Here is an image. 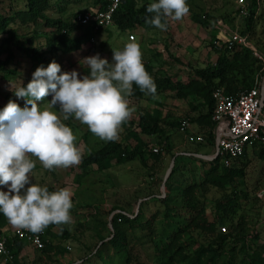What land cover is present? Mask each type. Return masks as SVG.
Returning <instances> with one entry per match:
<instances>
[{
    "label": "rangeland",
    "instance_id": "1",
    "mask_svg": "<svg viewBox=\"0 0 264 264\" xmlns=\"http://www.w3.org/2000/svg\"><path fill=\"white\" fill-rule=\"evenodd\" d=\"M145 1L153 0H139V6ZM262 2L264 12V0ZM187 4L189 13L182 20L165 17L166 30L155 26L149 29L136 26L122 30L114 24L95 36L96 43H86L73 52H65L63 49L49 51L46 39L57 40V34L46 27L44 19L27 24L19 19L10 22L6 31L0 32V45L4 40H9L0 55V110L9 101L16 102L20 108L30 107L26 104L28 98L17 97L15 90L26 87L38 67L46 68L55 61L61 66V74L76 70L80 78H83L89 75L84 58L98 54L111 64L113 49L122 50L132 40L131 35H134V40L141 48L143 62H150L157 76L189 80L195 76V69L216 62L218 54L214 51L213 44L216 38L225 36L224 25L232 29L238 25L241 30L245 21L238 22L235 17V0H187ZM95 6L96 0H48L43 16L50 20L72 23L78 15L94 9ZM25 10L26 0H0V14L4 16H13L14 12ZM195 16L205 17L209 25L203 27L194 20ZM252 42L264 57V17L260 18ZM32 49L43 53L42 59L35 60ZM252 76L247 80L250 85L253 83L254 86L257 80H264V60L258 59ZM52 96L50 93L40 102L41 108L50 105ZM127 99L129 106L135 109L128 122L136 123L140 113L156 110L169 122V126L164 127L170 138V151L163 147L159 156L154 155L152 149L160 146L158 137L140 134L141 139L147 142L144 155L146 163L141 159L121 164L114 160L111 167L106 169L92 165L85 174L80 164L48 170L38 159L32 157L35 168L26 187L37 183L46 186L49 191L69 188L73 193V207L70 211L72 219L70 224L53 227L50 238L55 244L47 253H42L27 242L31 245L30 249L27 248V254L18 264H124V259L122 262L120 258H108L109 250L106 251L107 256H102L105 261L94 257L91 259V253L101 245L100 238L105 237L108 240L113 235L112 216L120 212L130 216L142 213L144 228L128 229L127 244L134 257H142L145 264H159L162 261V250L171 241L173 234L180 226L188 224L185 201L193 195L204 205L209 220L226 221L224 225H217L218 229L225 226L228 231L229 226L230 232L237 237L226 241L219 249L220 257L214 259L215 264L225 263L230 255L235 256L236 264L241 261L249 263L242 253L244 244L249 255H257L256 252L264 255V200L256 198L257 193L264 190V157L261 147H250L244 159L237 163L243 172L233 185L218 188L207 183L198 187L196 192L185 196L184 189L200 183L204 172L212 166V160L201 156L213 157L216 151V143L211 141L208 134L209 128L197 127L191 121L192 118L208 112L207 103L196 96L177 98L171 91L160 92L150 99L138 100L130 96ZM59 108L57 104L52 110L63 118ZM183 119H190L191 126L186 131L179 127ZM64 123L72 128L77 137L75 142L82 149L83 155L97 151L108 143L92 134L87 125L77 121L74 116ZM136 124L122 125L119 132L117 141L129 149L138 144L130 136L132 129L140 132ZM221 166L219 172L223 170ZM168 181L173 189L171 192ZM8 187L0 185V190L8 191ZM169 193L171 196L165 203ZM232 200L235 201L233 206L230 204ZM218 204L225 205L227 211L217 207ZM146 221L151 222L150 227ZM14 228L8 222L6 227L0 229V237L13 234ZM64 229L68 236L64 235ZM214 238L212 234L207 235L200 230L187 228L179 241L183 245L184 254L192 258L198 250L207 248ZM58 244L63 250L57 247ZM65 247L69 248L67 252ZM0 264H3L1 259ZM178 264L188 263L182 260Z\"/></svg>",
    "mask_w": 264,
    "mask_h": 264
},
{
    "label": "clouds",
    "instance_id": "2",
    "mask_svg": "<svg viewBox=\"0 0 264 264\" xmlns=\"http://www.w3.org/2000/svg\"><path fill=\"white\" fill-rule=\"evenodd\" d=\"M146 11L155 14L147 23L166 30L162 19L182 20L189 6L187 0H158ZM113 53L111 64L98 54L84 58L90 74L83 78L76 70L61 74L55 61L46 68L38 67L27 86L15 90L17 97L28 98L30 107L21 109L9 101L0 110V185L9 186L8 191L0 190V213L16 229L38 234L52 224L71 223L73 193L69 188L49 191L37 183L26 187L35 168L32 157L48 170L80 164L82 149L64 121L74 116L99 139L115 141L135 110L127 99L133 84L145 94L155 95L156 84L144 66L139 44L130 40ZM50 93V105L41 108L40 102ZM57 104L63 118L52 110ZM257 195L264 198V191Z\"/></svg>",
    "mask_w": 264,
    "mask_h": 264
},
{
    "label": "trees",
    "instance_id": "3",
    "mask_svg": "<svg viewBox=\"0 0 264 264\" xmlns=\"http://www.w3.org/2000/svg\"><path fill=\"white\" fill-rule=\"evenodd\" d=\"M138 1L139 0H122L119 9L114 14V24L120 27L122 30L134 28L136 26L149 29L151 26H153L147 23L146 20L150 19L155 14L148 13L146 9L148 5L153 2H158V0H153L152 2L145 1L140 6ZM250 1L251 11L249 16L244 19L245 24L241 31L244 34L248 33L251 39H253L260 18L264 17V12L262 10L263 7H261L260 10H257V0ZM26 2L27 10L25 11L14 12L13 16H4L3 14H0L1 33L6 31L10 22L17 21L18 19L20 22L25 24L37 23L40 21V19H44L46 27L50 28L53 33L57 34V40L54 38L46 39L48 49L52 52L58 51L60 49H63L65 52L79 50L84 44L91 42L92 37H95L100 33V31H94L92 27L82 28L80 25L73 22L67 23L61 20H50L48 18H44L43 10L46 9L48 0H26ZM261 4H263L262 0ZM105 5L106 4L103 0H96V6L94 10L97 8L102 10L105 8ZM194 20L203 27H207L209 25V21L205 17L195 16ZM164 21L165 18L162 19V22ZM8 41L9 40L6 39L4 40V43L2 42L0 45V55L3 53L4 46ZM213 48L218 54L216 62L209 63L204 68L195 69V76L187 81L175 80V78L170 76H157L154 66L150 62L147 61L143 63L156 84L155 95L160 92L165 93L171 91L175 93L177 98L186 99L190 96H196L207 103L208 112L199 115L195 119L192 118L191 121L193 123H198L202 128H209V137L215 144V122L212 119L213 111L216 106V100L213 97L214 91L217 88H222L227 93L236 94L240 91L253 88L255 85L253 86V83L250 85L247 80L253 77L252 74L255 72L258 59L253 56V52L250 49L242 46H234L232 48L221 47L218 49L213 44ZM31 52L33 53L32 57L37 61L42 59L44 56L43 53L39 52L37 49H32ZM88 74H90V69L88 70ZM241 85L246 87L241 88ZM155 95L145 94L139 89L137 85L133 84V90L130 97L139 100L142 98L150 99ZM136 123H134V121L128 122L127 120L123 124L124 126L127 124L130 126L136 124L140 130V132H137L133 129L130 131V136L134 137L138 143L134 148L129 149L117 140L108 141V143L99 150L82 156L80 168L84 174L88 172V169L92 165H95L100 169L109 168L111 167L114 160H116V162L119 164L134 161L136 159H141L142 162L146 163V158H144V155L147 142L141 139L140 134L158 137L160 149L164 147L170 151V138L166 132V128L164 127L165 125L169 126V122L165 118H162L159 110L154 112L147 111L140 113L139 119ZM179 127H181V121ZM214 149H216L215 145ZM247 151L248 150H245L242 155L236 158L235 163L230 167L221 163L220 156L214 157V159L210 161L212 166L203 174V180L200 183H194L185 188L184 195L187 196L193 192H196L198 187H203L207 183L218 188H226L228 185H233L240 178L243 172L238 167L239 164L237 163H240V161L244 159V157L247 155ZM261 152L262 157H264L263 147H261ZM152 153L159 156L161 151L159 153H155L152 149ZM198 160L201 161V159ZM220 166L223 168L221 172H219ZM167 185L169 186L168 189L171 192L173 189L170 188V181L167 182ZM170 196L171 195L169 193V195H167V199L164 200L165 203L167 200H169L168 198H170ZM196 197L198 198L199 196ZM256 198L260 200L258 195ZM192 201H194V203H192ZM199 201H197L195 195L190 196L187 201H185V206L188 208L185 213L188 224L180 226L179 230L173 234L171 241H169L168 245L162 250V261H160L159 264H178L182 260H185L188 264H215L214 259L220 257L219 249L223 247L226 241L237 238L233 232H230L229 226L228 231L227 228L226 231H222L221 228L218 229L217 225H224L226 221L223 222L222 220H209L204 205H201ZM230 204L233 206L235 201L232 200ZM217 207H222L224 211H227L226 206L223 204H218ZM145 223H148V227H150V221H146ZM112 224L114 227L113 235L108 240H106L105 237L100 238L101 245L91 253V259L97 258L105 261L102 256L103 254L107 256L106 251L109 250L110 254L107 256L108 258H120L122 262L124 259V264H145L142 257L138 255H135L134 257L127 244L128 229H135L137 227L144 228L142 213L136 214L135 216L127 215L124 212L116 213L112 216ZM5 225L6 217L3 215V213H0V229H2ZM55 226H57V224H52L46 228L47 234L43 237L46 245L44 248L38 249L42 253H47L50 251L55 244L50 238V236L53 235L52 229ZM187 228L200 230L207 233V235L212 234L215 237V240L210 242L207 248L198 250L196 256L192 258L188 257L184 254L185 251L183 245L179 241L180 237H182V235L187 231ZM63 232L65 236H68L67 230L64 229ZM1 238H6L7 247L14 255L13 264H18L21 261L20 254L29 241L26 239H20L17 236H14L12 233L5 234L3 237H0V239ZM57 247L59 249L61 248L59 244ZM68 249L69 248L65 247L66 252ZM232 249L234 250V247H232ZM262 249L264 251V245L262 246ZM60 250L63 249L61 248ZM242 250V253L249 263L241 261L238 264H264V255H260V253L257 252V255H249L246 244L243 245ZM87 261H90V259H87ZM223 264H236L235 256L230 255V258Z\"/></svg>",
    "mask_w": 264,
    "mask_h": 264
},
{
    "label": "built area",
    "instance_id": "4",
    "mask_svg": "<svg viewBox=\"0 0 264 264\" xmlns=\"http://www.w3.org/2000/svg\"><path fill=\"white\" fill-rule=\"evenodd\" d=\"M105 8L86 10L73 19V23L82 28L92 27L94 31L106 30L114 25V14L119 9L122 0H103ZM235 17L237 21L244 20L251 11L250 0H235ZM262 7L261 0H257V10ZM225 36L214 40V45L232 48L242 46L250 49L253 55L259 60H264L263 54L254 46L248 33H242L237 25L235 29L224 25ZM134 39V35H131ZM92 43H96V38H91ZM216 106L213 111V121L215 122L214 133L216 152L213 157L220 156L221 163L225 166H232L236 158L242 155L250 147L260 146L264 148V80H257L253 88L243 90L236 94L225 92L222 88H217L213 94ZM189 119H183L180 129L186 131L190 128ZM155 153L162 151L160 147L153 148ZM264 190H261L262 192ZM259 192V193H260ZM260 200H264L259 196ZM226 231V227L221 228ZM47 234L46 229L38 234L27 230L14 228L13 235L20 239H26L37 249L45 247L43 237ZM0 258L3 264H13L14 255L7 247L6 238L0 239Z\"/></svg>",
    "mask_w": 264,
    "mask_h": 264
},
{
    "label": "crops",
    "instance_id": "5",
    "mask_svg": "<svg viewBox=\"0 0 264 264\" xmlns=\"http://www.w3.org/2000/svg\"><path fill=\"white\" fill-rule=\"evenodd\" d=\"M184 81V80H183ZM142 100V99H141ZM193 123V122H192ZM193 125H197V127H201L198 123H194ZM198 129V128H197ZM8 224V220H7V218H6V225ZM6 225L4 226V227H6ZM3 227V228H4ZM30 244H27V246L26 247H24V249L22 250V252H21V254H20V258H21V260L22 259H24V256L27 254V248H29L30 249V246H29ZM33 246V245H32ZM34 247V246H33Z\"/></svg>",
    "mask_w": 264,
    "mask_h": 264
},
{
    "label": "water",
    "instance_id": "6",
    "mask_svg": "<svg viewBox=\"0 0 264 264\" xmlns=\"http://www.w3.org/2000/svg\"><path fill=\"white\" fill-rule=\"evenodd\" d=\"M201 157L209 158L210 160H213L214 159V157H209V156H201ZM167 179H168V176L165 178V182L167 181Z\"/></svg>",
    "mask_w": 264,
    "mask_h": 264
}]
</instances>
